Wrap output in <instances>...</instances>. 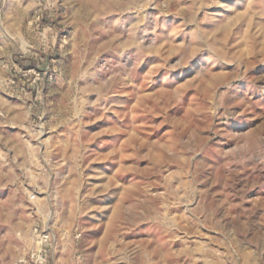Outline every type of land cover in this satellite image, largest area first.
Instances as JSON below:
<instances>
[{"label": "rangeland", "instance_id": "374dc122", "mask_svg": "<svg viewBox=\"0 0 264 264\" xmlns=\"http://www.w3.org/2000/svg\"><path fill=\"white\" fill-rule=\"evenodd\" d=\"M0 264H264V0H0Z\"/></svg>", "mask_w": 264, "mask_h": 264}]
</instances>
